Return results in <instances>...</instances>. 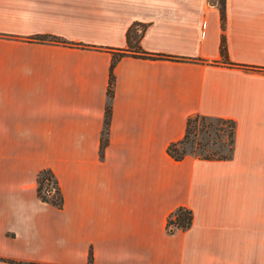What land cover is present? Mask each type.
<instances>
[{
  "label": "crops",
  "instance_id": "crops-1",
  "mask_svg": "<svg viewBox=\"0 0 264 264\" xmlns=\"http://www.w3.org/2000/svg\"><path fill=\"white\" fill-rule=\"evenodd\" d=\"M133 26L173 58L119 56L108 97ZM194 114L229 159L167 153ZM0 264H264V0H0Z\"/></svg>",
  "mask_w": 264,
  "mask_h": 264
},
{
  "label": "trees",
  "instance_id": "trees-1",
  "mask_svg": "<svg viewBox=\"0 0 264 264\" xmlns=\"http://www.w3.org/2000/svg\"><path fill=\"white\" fill-rule=\"evenodd\" d=\"M221 20H224V8L223 2L221 3ZM223 26V23H222ZM143 28L132 27L129 28L126 33V41H127V48L122 49V51L114 54L112 58V62L110 65V76H109V85L107 89L108 97L112 95V85H113V74L112 68L115 64V61L118 59L119 56H122L128 52H135L143 57H166V58H173L167 55H151L147 52L143 51L139 45L140 37L142 36ZM38 38L44 39L45 36H38ZM220 54L222 58L227 61L226 55V46H225V38L224 35H221L220 41ZM110 114V107L109 104L106 105L105 110V122L107 123L108 117ZM214 122L216 124H214ZM226 126V127H223ZM235 121L230 118H223V117H213V116H206L202 114H194L190 115L186 119L185 125V132L181 139L171 142L167 147V153L176 161L183 159L186 155H193L198 158L202 159H229L232 155L233 145H234V136H235ZM209 130H212L214 135L222 141L220 135L223 137H227L228 139V153L225 155H218L217 157H212L211 153L203 154L202 151L205 150V144L201 142H193L189 143V136L190 134L197 135L199 132L206 133L208 136ZM189 143L188 146L186 144ZM196 144V145H195ZM215 144L212 141V145ZM195 145V146H194ZM190 146V147H189ZM198 148V151H197ZM215 151L217 150H210ZM214 152V153H215ZM215 155V154H214ZM52 192V193H50ZM37 193L38 196L42 201L51 203L56 205L57 207H61L63 203V196L58 185V181L51 170L49 169H41L37 174ZM192 221V213L188 208L179 207L173 213L172 216L168 218L167 224L169 229L172 230L174 228H182L185 229L190 226ZM173 225V226H170Z\"/></svg>",
  "mask_w": 264,
  "mask_h": 264
},
{
  "label": "rangeland",
  "instance_id": "rangeland-1",
  "mask_svg": "<svg viewBox=\"0 0 264 264\" xmlns=\"http://www.w3.org/2000/svg\"><path fill=\"white\" fill-rule=\"evenodd\" d=\"M214 124H216V123L214 122ZM223 127H226V126H223ZM208 133H210L209 136L206 133H203V132H199L197 135L190 134L189 139H188L189 143L191 144L193 142V140H194V142H201L202 144H205L204 149L208 150V151H204L203 150L202 153L203 154L211 153L212 157H217L218 155L227 154L228 153V148H229L227 137H223V135H220V137L222 138V141H220L214 135L212 130H209ZM212 141H214L215 144L212 145ZM189 143H187L186 146H188ZM214 149L217 150V153L215 151H210V150H214ZM197 151H198V148H197Z\"/></svg>",
  "mask_w": 264,
  "mask_h": 264
},
{
  "label": "built area",
  "instance_id": "built-area-1",
  "mask_svg": "<svg viewBox=\"0 0 264 264\" xmlns=\"http://www.w3.org/2000/svg\"><path fill=\"white\" fill-rule=\"evenodd\" d=\"M51 193V192H50ZM170 226H173V225H170ZM168 228H169V226H168Z\"/></svg>",
  "mask_w": 264,
  "mask_h": 264
}]
</instances>
